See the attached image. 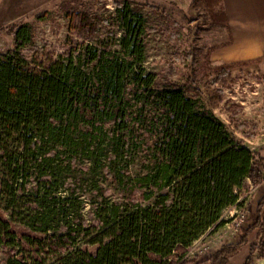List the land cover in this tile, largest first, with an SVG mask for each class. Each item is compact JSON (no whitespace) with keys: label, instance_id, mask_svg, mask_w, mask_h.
Listing matches in <instances>:
<instances>
[{"label":"trees","instance_id":"trees-1","mask_svg":"<svg viewBox=\"0 0 264 264\" xmlns=\"http://www.w3.org/2000/svg\"><path fill=\"white\" fill-rule=\"evenodd\" d=\"M202 2L210 25L229 35L207 47L210 74L221 78L264 60L212 65V51L232 39L223 0ZM113 3L105 34L40 70L27 61L38 48L31 24L2 28L13 47L0 51V264H228L247 244L254 248L249 236L264 225V193L237 241L201 260L187 253L229 221L228 209L244 205L264 179V156L174 78L172 61L190 52L176 47L158 71L144 65L149 33L175 42L172 20L150 25L129 1ZM63 152L72 184L58 196L64 180L54 164ZM99 175L120 184L126 200H91L96 220L88 223L76 185L96 192ZM56 216L64 226H49ZM250 261L251 253L243 264Z\"/></svg>","mask_w":264,"mask_h":264},{"label":"rangeland","instance_id":"rangeland-1","mask_svg":"<svg viewBox=\"0 0 264 264\" xmlns=\"http://www.w3.org/2000/svg\"><path fill=\"white\" fill-rule=\"evenodd\" d=\"M127 1L132 6L140 8L150 25L164 27L167 17L173 23L175 42L160 30L149 33L144 65L158 71L172 61L171 53L176 47L183 55L186 51L190 52L189 59L183 62L172 61L177 69L174 78L183 82L188 93L226 122L247 146L258 150L264 156V60L233 69L227 76L216 79L206 67L207 47L225 42L226 31L223 27L210 25V17L202 0ZM114 9L113 0H54L40 10L41 18L38 17V13L27 16L24 19L31 24L35 35L34 43L38 46L27 56L28 66L40 70L60 59L67 48L94 42L97 36L108 31L106 20ZM114 28L116 32H120L117 26ZM12 47L11 34L5 29L1 30L0 51L6 52ZM114 47L115 44L109 45V48ZM210 58L212 65L217 64L211 54ZM68 158L69 154L63 152L58 162L54 164L55 170L60 173V180H64L56 193L58 196L66 195L71 183L67 177ZM103 162L100 161V164ZM80 165L86 172L89 162L85 160ZM129 168L134 172V162ZM110 180V177L104 175L97 176L96 192L93 193L85 186L80 191V187L76 185V190L83 201L81 212L83 221L91 223L96 220L91 209V200L96 203L106 197L112 201L125 202L126 197L121 185ZM29 183H32L31 180ZM263 193L264 179L245 194V202L241 208L234 211L230 208L225 212V218L229 219L225 225L216 231H207L193 243L187 257L197 256L198 260H201L222 243L237 241L241 228L254 219L256 205ZM56 219L49 226H64V221L58 220L57 216ZM249 242L254 248L251 249L247 244L230 257L228 264H243L249 253H251L249 264H264V225L250 234ZM2 254L0 252V257Z\"/></svg>","mask_w":264,"mask_h":264},{"label":"crops","instance_id":"crops-1","mask_svg":"<svg viewBox=\"0 0 264 264\" xmlns=\"http://www.w3.org/2000/svg\"><path fill=\"white\" fill-rule=\"evenodd\" d=\"M53 1L0 0V31ZM223 5L232 41L212 51V59L220 63L264 56V0H223Z\"/></svg>","mask_w":264,"mask_h":264},{"label":"built area","instance_id":"built-area-1","mask_svg":"<svg viewBox=\"0 0 264 264\" xmlns=\"http://www.w3.org/2000/svg\"><path fill=\"white\" fill-rule=\"evenodd\" d=\"M234 209H236V208H234V207H231V210H232V211H234Z\"/></svg>","mask_w":264,"mask_h":264}]
</instances>
